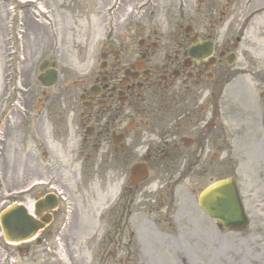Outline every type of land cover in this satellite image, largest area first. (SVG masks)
Masks as SVG:
<instances>
[{
  "label": "flooded vegetation",
  "instance_id": "flooded-vegetation-1",
  "mask_svg": "<svg viewBox=\"0 0 264 264\" xmlns=\"http://www.w3.org/2000/svg\"><path fill=\"white\" fill-rule=\"evenodd\" d=\"M157 1L158 12L150 18L139 6L141 1L133 7H118L112 16L107 14L108 31L96 56L80 47L85 57L81 68L69 69L59 92L44 96L43 92L35 105L22 102L25 113L11 110L1 144L0 189L4 192L0 203L26 204L30 200V177H24L25 186L11 188L2 156L9 138L6 132L20 118L31 117L32 110L38 114L32 119L36 130L45 135L51 119L53 126L58 125L55 138L65 148L72 139L78 140L82 165L88 162L92 175L103 177L105 191L113 186L122 190L116 202L109 195L106 219L111 220V244L124 235L118 228L133 216L135 205L160 213L165 210L171 218L177 189L186 179L195 176V186L202 189L200 179L210 172L223 175L232 168L236 173L240 161L233 153L238 149L239 112L230 106V100H238L228 98L226 90L239 78L236 65L247 52L241 37L249 23L242 24L243 2L198 0V16L186 17L185 11L176 12L180 7L186 9L188 0H172V18H166ZM121 8L123 13H119ZM3 41L9 50L12 40L5 33ZM47 138L40 142L42 148H47ZM136 165L142 167L132 178ZM26 167L27 162L24 171ZM141 170L147 176L134 184L142 179ZM143 187L156 195L142 196L137 202V192ZM245 207L255 229L244 239L251 248L259 247L256 252L264 261V201L245 197ZM59 211L52 213V223ZM257 213L258 220L253 215ZM54 227L51 224V230L41 234L43 243L55 236ZM29 243L24 252L34 255L39 247L34 241ZM20 251V247L0 244V264H11Z\"/></svg>",
  "mask_w": 264,
  "mask_h": 264
},
{
  "label": "rangeland",
  "instance_id": "rangeland-1",
  "mask_svg": "<svg viewBox=\"0 0 264 264\" xmlns=\"http://www.w3.org/2000/svg\"><path fill=\"white\" fill-rule=\"evenodd\" d=\"M112 1L0 0V106L4 96L7 101H16L20 105L21 101L36 104L42 90L38 82L39 68L44 61H56L63 73L58 86L49 91L59 92L69 69L81 68L85 57L80 53V47H86L87 55L96 56L105 38V14ZM122 1L127 7L136 6L141 1L139 6L149 18L153 12H158L155 7L157 0L155 3L153 0ZM241 1L246 13L244 17L253 12L255 16L246 31L248 45H243L248 52L241 54L236 65L239 78L226 90L228 98L238 100L237 103L230 100V106L239 112L236 124L240 133L237 152L240 167L236 173L232 168L225 170L223 175L210 172L200 179V184L205 186L210 176H235L243 197L264 201V0ZM159 2L160 14L172 18V0ZM187 2V8L181 7L176 14L185 11L186 17H197L198 0ZM20 5L38 6L35 12L27 10L18 19L24 23L22 83L35 87L34 93L26 100L17 91L19 84L14 75L9 76L4 53L6 46L3 44L6 26L11 23L15 28L19 27L16 9ZM122 8L119 13H123ZM30 118H38V114L32 110L31 117L20 118L6 132L9 138L3 151L2 169L7 181L11 188L18 189L25 186V176L30 177L29 181L53 180L57 188L69 197L71 204L68 209L71 212L64 213L61 223L64 232L60 242L47 239L34 255L16 253V260L23 264H47L50 261L52 264H264L261 254L256 252L259 247L251 248L252 245L244 239L249 231L255 229L254 224L247 229L248 232L241 234L218 229L217 224L197 205V194L201 190L195 186V176L186 179L177 189L171 218L165 210L161 213L156 208L150 211V207L142 208L137 204L133 207L134 217L118 228L120 233L125 230L123 238L115 240L119 245H110L108 223L111 220L106 219L105 213L109 207V195L116 202L122 190L113 186L105 191L103 177L99 174L93 176L88 162L82 165L77 139L69 141L65 148L62 141L55 138L58 125L53 126L51 119L48 131L43 135L36 130V121L31 122ZM45 138L47 148H42L40 142L42 139L45 142ZM45 151L47 156L43 155ZM25 162L29 168L26 167V171ZM146 189L143 187L137 192V202H141L142 196L156 195ZM192 189L197 191L194 196L191 195ZM37 191L41 192V189L34 190L27 203L32 208ZM253 215L259 219L258 213Z\"/></svg>",
  "mask_w": 264,
  "mask_h": 264
},
{
  "label": "water",
  "instance_id": "water-1",
  "mask_svg": "<svg viewBox=\"0 0 264 264\" xmlns=\"http://www.w3.org/2000/svg\"><path fill=\"white\" fill-rule=\"evenodd\" d=\"M55 78L56 75L52 71L48 81L44 76L40 80L48 87L56 83ZM211 183L212 185L201 195L200 205L214 220L223 222L226 227L232 230H240L246 223V217L235 181L226 179ZM45 201L51 203L52 199L47 198ZM42 202L39 201L36 204L38 212ZM2 222L5 238L9 242L29 240L43 228L42 223L29 216L24 208L18 206L10 208L4 214ZM18 234H23V236L21 238L14 237Z\"/></svg>",
  "mask_w": 264,
  "mask_h": 264
}]
</instances>
